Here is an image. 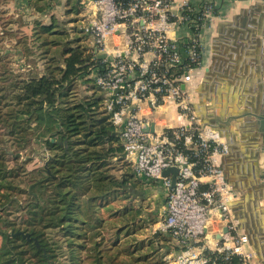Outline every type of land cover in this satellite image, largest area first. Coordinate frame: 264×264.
Masks as SVG:
<instances>
[{"label":"built area","instance_id":"2783aa9c","mask_svg":"<svg viewBox=\"0 0 264 264\" xmlns=\"http://www.w3.org/2000/svg\"><path fill=\"white\" fill-rule=\"evenodd\" d=\"M80 5L88 42L85 78L97 87L101 109L120 137V157L133 173L160 180L167 192L152 227L169 241L163 259L264 264L234 207L239 193L225 168L227 137L214 125L218 121H205L197 108L216 0H80ZM171 166L179 168L173 188L172 174L162 175Z\"/></svg>","mask_w":264,"mask_h":264},{"label":"trees","instance_id":"16d2710c","mask_svg":"<svg viewBox=\"0 0 264 264\" xmlns=\"http://www.w3.org/2000/svg\"><path fill=\"white\" fill-rule=\"evenodd\" d=\"M27 1L35 12L51 6ZM10 16L2 17V38L15 34ZM40 26L43 33L35 23L37 37L55 30L53 22ZM87 59L83 51L64 49L36 74L0 80V264H156L150 250L159 247L151 240L145 251V241L133 237L136 211L121 202L133 194L128 175L112 171L124 150L98 89L74 94ZM35 142L50 156L29 170Z\"/></svg>","mask_w":264,"mask_h":264},{"label":"crops","instance_id":"0c3cea01","mask_svg":"<svg viewBox=\"0 0 264 264\" xmlns=\"http://www.w3.org/2000/svg\"><path fill=\"white\" fill-rule=\"evenodd\" d=\"M19 1L20 6L22 4L24 5V0ZM191 1L197 2L198 0ZM49 2L50 4H55L54 7H61L66 11L70 10L68 9L69 6L74 2L80 5L79 0H50ZM216 2L217 10L213 27L208 31L206 37L207 50L210 48L213 57L212 62L208 66L209 70L206 71V75L199 86V102L197 108H202L206 112L204 113L202 111L200 113L198 109L202 118L209 123L213 124L218 119L224 118L223 125H214L220 129L222 134L228 138L230 136V139H232V142H228L232 146H230L231 152L227 155L228 158L226 161L229 172L234 174L238 180L235 189L239 193V197L234 202V207L241 221L245 222L247 219L246 213L249 215L251 221L254 220L257 228L254 229V232L250 230V235L253 239L256 238L264 243V182L262 175L259 174L260 171L256 175L252 172L253 167L258 164L259 158L254 159L252 154L248 152L252 148L250 146L251 142L247 138L250 128L249 125L245 124L248 118L247 113L256 111L258 107L257 103L253 106L248 104L251 100L248 99L249 92L247 90L252 84L258 85L259 75L254 70H252L251 76L249 74L247 75L245 68L251 62H254L255 68L263 65L264 17L262 18L260 13L257 14L258 12L256 14H251L250 12L240 14L239 11L241 8L248 7L249 9L251 7L252 0H216ZM258 3L262 2L260 1ZM54 7L50 6L44 11L34 12L30 17H38V20L44 21L41 18V13L47 12L48 14L51 11L54 14ZM22 11L27 13L25 8ZM8 14L11 15L10 13ZM259 39L262 40L260 47H252L253 45L257 46ZM235 44H239L241 47L244 46V50H258V62L252 60V58H255V55L241 53L243 48H240V53L233 51V48H237ZM226 48L229 49L224 54L223 51ZM249 79H252V81L248 82ZM221 82L227 83L229 93H232V88L236 89V91H241L242 98L240 97L238 103L239 108L236 114L230 111L226 115H223V111L220 112L215 107L212 94L222 93L220 89L222 88ZM234 115H237L236 121L230 122L229 119L234 117ZM252 144L256 146L260 145V143ZM260 155L262 156V154ZM148 182L143 181L140 184L141 188H136V186L134 187L132 185L136 190L134 195L136 196L137 193L141 194L139 198H144L145 206L149 207V211L161 212L165 209L167 203V192L161 184L152 180H150V183ZM139 203H141V200ZM249 204H251V210L249 209ZM244 227L247 230V227ZM247 231L249 232V229Z\"/></svg>","mask_w":264,"mask_h":264},{"label":"rangeland","instance_id":"374dc122","mask_svg":"<svg viewBox=\"0 0 264 264\" xmlns=\"http://www.w3.org/2000/svg\"><path fill=\"white\" fill-rule=\"evenodd\" d=\"M23 3L24 5L22 4V6H20L19 0H0V53L2 54V56L0 55V80L2 81V83H7L6 80H11L15 75L24 77L28 73L36 74V70H44L47 64L51 62V58L61 50L63 51L65 49L66 51L68 49H76V51H83V54H86V46L88 42L87 35L82 30V25H84L82 18L84 14L81 10V5H78L74 2L70 4L68 8L70 10L66 11L61 7H54L55 4H50L51 7H54L56 11L54 10V14L49 11L50 13H48L43 19L44 21H46V23H55L54 29L56 31L53 30V32L50 34L37 37L34 32L35 23L37 22L39 24V28L37 31L43 33L41 29L42 27L40 26V23L43 21L38 20V17H30L34 14L35 10L32 6H30L27 0H24ZM23 8L26 9L27 13L22 11ZM247 9L248 7L241 8L239 11L240 14H246L247 12L256 14V12H258L257 14L260 13V16H262V13H264L262 3L259 7H256L254 9L249 8L248 11ZM6 12L11 14L10 17H12L11 19L14 21L13 26L15 29V34L13 36L2 38V29L4 27L2 17L4 16V14H6ZM261 42L262 40L259 39V43L257 44V46L253 45L252 47L259 48ZM235 45L237 46V48H233V51L240 53V48H243L241 50V53L255 55V58H252V60L258 62V50H244V46L241 47L239 44ZM228 49L229 48H226L223 53L226 54ZM212 57L213 55L211 54L209 48L207 55V61L209 62V64L212 62ZM5 69L13 70V75H6ZM252 70L258 73L259 83L258 85L252 84L251 86H249L247 90L249 92L248 99L251 101H249L248 104L253 106L255 103H257V105L260 106L264 91V62L263 65L259 66L258 68H255L254 62L247 64L245 73L251 76ZM85 73L78 74L77 79L73 84L74 94L77 95V97L83 95H92L97 90L95 89L97 87L94 85V83L91 80L85 78ZM5 77H7V79ZM251 81L252 79H249L248 82ZM198 109L200 113L203 111L201 108ZM229 120L230 122L236 121V117H231ZM248 131V141L260 143V139L252 137L255 136L252 129L250 128ZM31 147L33 150H29V156L31 157V159L27 163V168L29 170H33L43 167L45 161L48 160L50 156V150L43 143L41 145L40 143L35 142L32 143ZM23 156H25V154ZM259 160L261 161L260 157ZM112 161V171L116 173V175L123 177H126L128 175L129 177L127 187L132 191L133 195L130 199H121V202L129 203L134 207L136 211L134 216L136 220L131 219L132 226L134 227L133 230H131L133 237L145 241V251L148 249V245L152 240L153 245L155 247L158 246L159 248L150 250V253H153L152 255H150L151 261L155 262L156 264H165L162 259L163 252L161 254L160 247L168 249L170 245L169 241L164 238L166 237L165 235L162 236L161 233L157 234L153 231L152 228L155 224L156 219L161 215L160 212L157 213V211H149V207L145 206L144 198H139L141 194L137 193L136 196L134 195V192H136L134 187L136 186V188H141L140 184L142 182L140 181V179L136 178L133 175L132 168L128 166L126 162L120 157H114ZM260 170L263 174L264 168L259 166V171ZM133 183H135L134 187L132 186L134 185ZM137 198L141 200V203H139L140 200H137ZM118 203L119 201H116V204ZM110 204H112V201H110ZM104 213L109 215L110 209L105 210ZM108 232L109 231L107 230V233Z\"/></svg>","mask_w":264,"mask_h":264},{"label":"water","instance_id":"95a60500","mask_svg":"<svg viewBox=\"0 0 264 264\" xmlns=\"http://www.w3.org/2000/svg\"><path fill=\"white\" fill-rule=\"evenodd\" d=\"M260 1L262 2V7L264 8V0H260ZM260 1L252 0V5L250 8L254 9L256 7H259L261 5V3H258V2H260ZM261 17L262 18L264 17V13H262ZM103 56L104 55H101V57H103ZM208 70H209V67H207L206 71H208ZM262 103L264 104V93H263V97H262L260 106H262ZM247 114H248V118H247L245 124L249 125V128L252 127V129L258 130L259 132L262 133L263 143H262V145L259 146V149H260L262 156H260L261 161L259 160L258 164H259V166L264 168V111H262L261 113H257L256 111H251V112H248ZM236 116L237 115H234V117H236ZM223 120H224V118L218 119V121L222 122V123H223ZM232 122H235V121H232ZM178 172H179V168L176 166L168 167L163 171V173H162L163 176H168L169 174H172V181H171V187L170 188H173L175 186L176 181H177ZM133 175L136 178H138V179H140L146 183L148 181H149L148 183H150V180L147 178L146 175L139 176L136 173H133ZM262 180L264 182V173L262 174ZM152 181L160 184V180H158V179L152 180ZM156 233L160 234L159 230H157Z\"/></svg>","mask_w":264,"mask_h":264},{"label":"flooded vegetation","instance_id":"af4514ba","mask_svg":"<svg viewBox=\"0 0 264 264\" xmlns=\"http://www.w3.org/2000/svg\"><path fill=\"white\" fill-rule=\"evenodd\" d=\"M262 111H264V104L263 103H262V106H258L257 109H256V112L257 113H261ZM218 125H219V122H218ZM220 125H223V124H220ZM251 129H252V127H251ZM252 131L255 134V136H252V137L253 138H256V139H260L261 140L260 141V145H262V143H263L262 133L259 132L258 130H255V129H252ZM230 138H231L230 136H229V138L227 137V142H232V139H230ZM252 143H255V142H252L251 141L250 146L252 148L249 149L248 152H250L252 154V157L254 159H256V158L258 159L259 156H261L260 155L261 152H260V149H259V146L260 145L256 146L255 144H252ZM230 146H232V144L229 145V153L227 155H229L230 152H231ZM227 155L225 156V160H224L225 161V168L227 170L226 171L227 172V176H228L229 180L233 183L234 187L236 188V182H238V180L236 179V177H235L234 174H232V173L229 172V169L227 167V161H226V159L228 158ZM257 165H255L253 167V170H252V172L254 173V175H256L257 173H259V166H257ZM259 174L262 175L261 170H260V173ZM249 209L251 210V204H249ZM246 218L247 219L245 220V222L242 221V224L247 227V230L249 229V234H250V230H251V232H254V229L257 228V225L254 222V220L253 221L250 220L249 215L247 213H246ZM251 239L253 240V243L255 244V246L257 248V251H258V254L260 255V257L264 258V243L263 242H260L256 238L253 239L252 236H251Z\"/></svg>","mask_w":264,"mask_h":264},{"label":"bare ground","instance_id":"6f19581e","mask_svg":"<svg viewBox=\"0 0 264 264\" xmlns=\"http://www.w3.org/2000/svg\"><path fill=\"white\" fill-rule=\"evenodd\" d=\"M221 87L222 88H220V89H221L222 93L212 94L214 97L215 107L218 109V111H220V112L223 111V115H226V113H228L230 111H232V112H234V114H236V112H238L237 109L239 108L238 103H239L240 97L242 95L241 91H238V90L236 91V89L232 88L233 89V91H231L232 93H229L230 92L229 86L225 82L224 83L221 82ZM204 113H206V112H204Z\"/></svg>","mask_w":264,"mask_h":264}]
</instances>
